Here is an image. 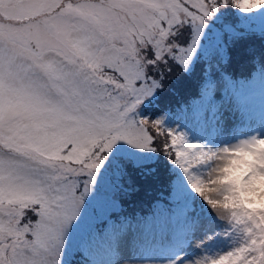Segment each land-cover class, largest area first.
Listing matches in <instances>:
<instances>
[{
    "label": "snow or ice",
    "instance_id": "obj_1",
    "mask_svg": "<svg viewBox=\"0 0 264 264\" xmlns=\"http://www.w3.org/2000/svg\"><path fill=\"white\" fill-rule=\"evenodd\" d=\"M248 40L264 0H0V264H264V53L225 67Z\"/></svg>",
    "mask_w": 264,
    "mask_h": 264
},
{
    "label": "trees",
    "instance_id": "obj_2",
    "mask_svg": "<svg viewBox=\"0 0 264 264\" xmlns=\"http://www.w3.org/2000/svg\"><path fill=\"white\" fill-rule=\"evenodd\" d=\"M233 48L234 49H231L228 53L230 57V62L225 66L226 71L236 79H243L247 77L250 71L252 70V65L249 62L248 50H254L258 55L264 53V42H261L260 40H248L235 45ZM175 71L182 78V81H185L174 82L166 88V92L164 94V99L161 102V106H165L169 102L175 105L177 101H181L191 96L192 93L195 91V86L200 75L201 69L198 66L191 77L183 74L180 69H176ZM156 187L157 191L153 194L162 195L164 187L163 184L160 183ZM125 210H135L137 213L141 212L142 210L144 212H147L148 205L147 203H145L143 205V209H141L138 204H128L125 205Z\"/></svg>",
    "mask_w": 264,
    "mask_h": 264
},
{
    "label": "rangeland",
    "instance_id": "obj_3",
    "mask_svg": "<svg viewBox=\"0 0 264 264\" xmlns=\"http://www.w3.org/2000/svg\"><path fill=\"white\" fill-rule=\"evenodd\" d=\"M234 47V46H233ZM230 48V50L231 49H234V48ZM230 50H229V52H230ZM236 52H238V51H236ZM178 81H182V78L179 76V74H177L176 73V71L173 73V75L172 76H170L169 77V79L165 82V89H164V94H165V92H166V88L167 87H169L171 84H173L174 82H178ZM183 81H185V80H183ZM182 81V82H183ZM256 105H257V107H258V105H259V99H258V96H257V98H256ZM176 127H179V125H176Z\"/></svg>",
    "mask_w": 264,
    "mask_h": 264
}]
</instances>
